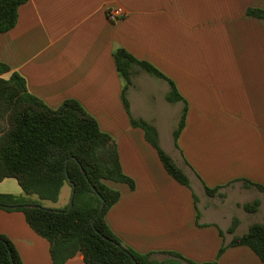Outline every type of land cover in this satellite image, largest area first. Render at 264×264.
Listing matches in <instances>:
<instances>
[{"label": "crops", "instance_id": "0c3cea01", "mask_svg": "<svg viewBox=\"0 0 264 264\" xmlns=\"http://www.w3.org/2000/svg\"><path fill=\"white\" fill-rule=\"evenodd\" d=\"M111 5L127 14L110 20ZM249 8L264 9V0H28L15 26L0 32V63L10 67L0 76L18 71L28 91L51 107L75 98L115 140L135 185L107 182L120 197L105 219L137 252L151 251L156 259L177 252L189 260L184 264H262L246 245L229 246L217 257L233 236H221L218 227L225 230L237 217L234 233L240 235L264 222V190L243 180L264 187V18L248 14ZM117 47L154 65L183 99L167 101L169 81L133 63L128 112L113 58ZM185 103L176 146L173 130ZM131 117L156 128L161 147L178 154L191 187L167 173ZM218 185L219 194L206 193L205 186ZM0 192L24 195L12 177L0 180ZM255 198L257 211H245L241 205ZM0 234L24 264H53L49 241L22 211L0 208ZM64 264L86 263L77 253Z\"/></svg>", "mask_w": 264, "mask_h": 264}, {"label": "trees", "instance_id": "16d2710c", "mask_svg": "<svg viewBox=\"0 0 264 264\" xmlns=\"http://www.w3.org/2000/svg\"><path fill=\"white\" fill-rule=\"evenodd\" d=\"M26 1L0 0V32L15 26L18 8ZM247 13L264 18L262 8H249ZM113 58L124 80L122 100L128 112L125 92L131 82L130 67L133 63L169 81L167 101L183 99L174 82L148 61L136 58L123 47L114 49ZM9 70L8 65L0 63V74ZM187 108L185 103L173 130L176 146L185 125ZM131 122L144 130L146 140L157 150L167 173L191 187L186 172L161 147L156 128L142 119L131 117ZM6 177L16 179L24 195L0 192V208L24 213L29 226L49 241L53 264H64L77 253L82 254L86 264H135L128 252L139 264H184L189 261L172 251L166 252L168 257L156 259L153 252H137L119 240L108 226L105 215L119 199L120 191L107 182L127 183L130 188L135 184L121 167L115 140L100 129L96 118L75 98H66L57 107H51L28 91L26 79L18 71L0 76V180ZM68 177L75 185L73 205L68 212L63 210L69 202L59 210L43 207L38 200L27 197L37 195L40 199L56 201L63 185L72 187ZM243 180L264 190L260 184ZM221 187L205 186V190L213 196L219 194ZM193 196L196 203V195ZM100 197L104 199V206L97 215ZM259 205L260 200L255 198L241 206L252 213ZM238 223L239 219L233 217L225 230L218 227L221 236L225 232L233 236L229 242L221 244L217 257L229 246L246 245L264 264V222L251 223L240 235L234 233ZM0 264H24L13 242L4 234H0Z\"/></svg>", "mask_w": 264, "mask_h": 264}, {"label": "rangeland", "instance_id": "374dc122", "mask_svg": "<svg viewBox=\"0 0 264 264\" xmlns=\"http://www.w3.org/2000/svg\"><path fill=\"white\" fill-rule=\"evenodd\" d=\"M171 153H172L171 157L174 159L176 164L184 170L185 166L181 163L178 154L174 151ZM68 197H69V188H68V185L65 184L63 188L61 189V193L56 201L49 200V199H40L37 195H36V200H38L40 203L39 205L43 207H48V208L64 207L68 203L67 202ZM54 209H58V208H54Z\"/></svg>", "mask_w": 264, "mask_h": 264}, {"label": "built area", "instance_id": "2783aa9c", "mask_svg": "<svg viewBox=\"0 0 264 264\" xmlns=\"http://www.w3.org/2000/svg\"><path fill=\"white\" fill-rule=\"evenodd\" d=\"M126 14V9L121 5H111L106 7V15L112 21H117Z\"/></svg>", "mask_w": 264, "mask_h": 264}, {"label": "water", "instance_id": "95a60500", "mask_svg": "<svg viewBox=\"0 0 264 264\" xmlns=\"http://www.w3.org/2000/svg\"><path fill=\"white\" fill-rule=\"evenodd\" d=\"M66 167H67V164H66ZM68 181L71 183L72 189H71V195H70L69 204H68L67 208L63 210V211H65V212H68V211L71 209V207H72V205H73V195H74V192H75V185L72 183V181L70 180L69 177H68ZM100 198H101V197H100ZM32 205H33V204H32ZM103 206H104V199L101 198V203H100V206H99V208H98L97 215L102 211ZM59 210H60V209H59ZM93 221H94V220H92V223H93ZM104 237H105V236H104ZM105 238H106V237H105ZM128 254H129V256L131 257V259L133 260V262H134L135 264H139V263L137 262V260L134 258V256H133L131 253L128 252Z\"/></svg>", "mask_w": 264, "mask_h": 264}]
</instances>
